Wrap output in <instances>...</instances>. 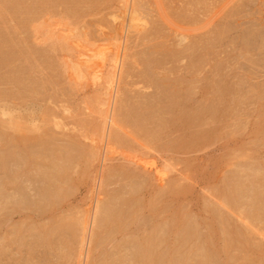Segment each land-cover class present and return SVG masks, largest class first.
I'll return each instance as SVG.
<instances>
[{"label":"rangeland","instance_id":"374dc122","mask_svg":"<svg viewBox=\"0 0 264 264\" xmlns=\"http://www.w3.org/2000/svg\"><path fill=\"white\" fill-rule=\"evenodd\" d=\"M0 264H264V0H0Z\"/></svg>","mask_w":264,"mask_h":264},{"label":"bare ground","instance_id":"6f19581e","mask_svg":"<svg viewBox=\"0 0 264 264\" xmlns=\"http://www.w3.org/2000/svg\"><path fill=\"white\" fill-rule=\"evenodd\" d=\"M128 4V3H127ZM123 5V4H122ZM125 6V5H124ZM128 6V5H127ZM189 10V9H188ZM118 51V50H117ZM99 52H101V51H98L97 53L99 54ZM92 53H95V52H92ZM207 53V52H206ZM118 54V53H117ZM94 56V54H91V57H93ZM103 55H104V53H103ZM99 56V55H98ZM97 56V57H98ZM101 56H102V54H101ZM100 57V56H99ZM117 59H119V58H117ZM102 60V59H101ZM113 60H116V59H113ZM104 61H105V58H104ZM120 61H122V60H120ZM119 62V61H118ZM118 62H113V66L114 67H118ZM119 65H120V62H119ZM73 68H72V70H74V72H75V74L76 73H79V75H81L82 76V74H83V72L79 69V67L77 66V64L75 63V64H73ZM121 67V66H120ZM88 68V67H87ZM115 69V68H114ZM119 69V68H118ZM97 72V71H96ZM192 72V71H191ZM113 73V72H112ZM89 74V73H88ZM96 74V73H95ZM84 75V74H83ZM94 77H97V76H94ZM99 77V76H98ZM96 80V79H95ZM94 80V81H95ZM108 80V79H107ZM99 81V80H98ZM109 82V81H108ZM114 100V99H113ZM167 112V111H166ZM110 115V114H109ZM112 116H110V117H108V119H107V121H108V125H111V123L113 122V118H111ZM197 118V117H196ZM191 119V118H190ZM139 120V119H138ZM137 121V120H136ZM186 121H187V119H186ZM139 122V121H138ZM138 122H136L137 124H136V126L139 124ZM189 122H191V121H189ZM135 123V122H134ZM128 124V123H127ZM142 123H140L139 125H141ZM189 124V123H188ZM187 124V125H188ZM139 125L137 126V127H139ZM184 125H185V123H184ZM186 125V126H187ZM143 126V125H142ZM109 133V132H108ZM110 137V136H109ZM107 139H108V137H107ZM107 151V150H106ZM150 167V169L152 170V172L153 173H155V174H158V176L160 177V173H159V168H157V166H155V164H152L151 166H149ZM162 174V173H161ZM156 177H157V175H156ZM162 178H163V176H162ZM158 179V178H157ZM162 180V179H161ZM235 190V189H234ZM159 195V194H158ZM44 202V201H43ZM98 202H100V201H98ZM51 203V202H50ZM52 204V203H51ZM110 214H111V212H110ZM95 215V214H94ZM115 216V215H114ZM113 217V216H112ZM93 218V217H92ZM109 219V218H108ZM92 220V219H91ZM113 221H115V220H113ZM118 221V219L116 220V222ZM94 224H95V219L93 220V221H91V226L93 227L94 226ZM53 228V227H52ZM121 231V230H120ZM43 234V233H42ZM152 237V236H151ZM150 237V238H151ZM158 238V237H157ZM149 239V238H148ZM159 239V238H158ZM145 241H146V239H145ZM149 241V240H148ZM157 241V240H156ZM147 242V241H146ZM148 243V242H147ZM155 243V242H154ZM153 243V241H152V244H154ZM151 244V245H152ZM146 246H148V244L146 245ZM154 246V245H153ZM156 246V245H155ZM146 249V248H145ZM142 252V251H141ZM152 252V251H151ZM155 252V251H154ZM159 253V252H158ZM144 254H146L145 253V251H144ZM143 255V254H142ZM155 255V254H154ZM144 257H145V255H144ZM149 257H150V255H149ZM154 257V256H153ZM152 257V258H153ZM151 258V257H150ZM149 258V259H150ZM168 259V258H167ZM153 260V259H152ZM155 260V259H154ZM156 261V260H155ZM167 261V260H166ZM150 262H153V261H150Z\"/></svg>","mask_w":264,"mask_h":264}]
</instances>
